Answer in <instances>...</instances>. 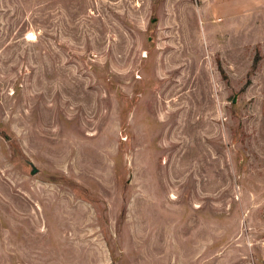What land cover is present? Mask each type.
Instances as JSON below:
<instances>
[{
	"label": "rangeland",
	"instance_id": "1",
	"mask_svg": "<svg viewBox=\"0 0 264 264\" xmlns=\"http://www.w3.org/2000/svg\"><path fill=\"white\" fill-rule=\"evenodd\" d=\"M208 23L0 0V264H264V31Z\"/></svg>",
	"mask_w": 264,
	"mask_h": 264
},
{
	"label": "crops",
	"instance_id": "2",
	"mask_svg": "<svg viewBox=\"0 0 264 264\" xmlns=\"http://www.w3.org/2000/svg\"><path fill=\"white\" fill-rule=\"evenodd\" d=\"M200 2L209 25L218 18L226 19L227 27H233V31H243V28L264 31V0H200Z\"/></svg>",
	"mask_w": 264,
	"mask_h": 264
},
{
	"label": "built area",
	"instance_id": "3",
	"mask_svg": "<svg viewBox=\"0 0 264 264\" xmlns=\"http://www.w3.org/2000/svg\"><path fill=\"white\" fill-rule=\"evenodd\" d=\"M26 40L29 41V42H33V41H36L37 40V35L36 33H29L26 35Z\"/></svg>",
	"mask_w": 264,
	"mask_h": 264
},
{
	"label": "water",
	"instance_id": "4",
	"mask_svg": "<svg viewBox=\"0 0 264 264\" xmlns=\"http://www.w3.org/2000/svg\"><path fill=\"white\" fill-rule=\"evenodd\" d=\"M155 21H157V19L153 20V22H155ZM32 165H33V168H34L32 173H36L39 169L37 167H35V165L33 163H32Z\"/></svg>",
	"mask_w": 264,
	"mask_h": 264
}]
</instances>
